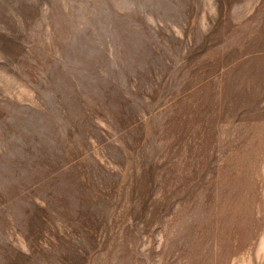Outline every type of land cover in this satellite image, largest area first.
Segmentation results:
<instances>
[{
	"label": "rangeland",
	"instance_id": "obj_1",
	"mask_svg": "<svg viewBox=\"0 0 264 264\" xmlns=\"http://www.w3.org/2000/svg\"><path fill=\"white\" fill-rule=\"evenodd\" d=\"M263 49L264 0H0V264H264Z\"/></svg>",
	"mask_w": 264,
	"mask_h": 264
},
{
	"label": "bare ground",
	"instance_id": "obj_2",
	"mask_svg": "<svg viewBox=\"0 0 264 264\" xmlns=\"http://www.w3.org/2000/svg\"><path fill=\"white\" fill-rule=\"evenodd\" d=\"M255 49V48H254ZM256 50V49H255ZM264 50V49H263ZM248 69V68H247ZM252 69V68H251ZM255 74V73H254ZM262 77V76H261ZM261 86V85H260Z\"/></svg>",
	"mask_w": 264,
	"mask_h": 264
}]
</instances>
